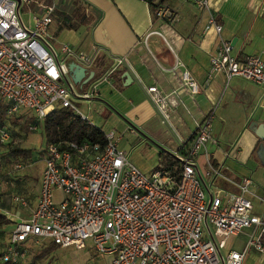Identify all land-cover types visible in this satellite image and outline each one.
I'll use <instances>...</instances> for the list:
<instances>
[{
	"label": "built area",
	"instance_id": "1",
	"mask_svg": "<svg viewBox=\"0 0 264 264\" xmlns=\"http://www.w3.org/2000/svg\"><path fill=\"white\" fill-rule=\"evenodd\" d=\"M209 1L193 0L207 10ZM20 4L0 0V104L8 116L29 111L34 119L29 131H37L57 108L93 126L76 102L91 100L95 88L78 93L67 65L57 62L45 46L53 7H46L27 28L20 19ZM156 17L177 21L176 13L167 6H160ZM210 30L220 38L222 26L212 15L205 26L206 32ZM152 34L165 40L159 32ZM61 51L68 54L69 48L63 46ZM231 51L232 46L219 39L217 50L210 56L212 71L224 72L227 81L237 77L264 89V62L253 56L237 60ZM81 60L91 61L88 56ZM116 62L128 66L125 58ZM172 71H179V85L191 96L201 93L200 85L177 59ZM143 89L162 122L172 127L174 93L165 94L155 86ZM213 116L210 112L196 124L190 143L177 136L181 153L173 156L179 168L158 169L150 176L140 172L118 149L119 138L113 132L104 133V145L84 141L45 147L35 208L27 220L9 231L0 263L23 264L29 243L38 245L48 240L59 248L82 250L89 240L94 254L106 259L104 264H242L243 253L229 250L223 254L222 250L243 230H252L246 248L264 252V219L253 213L252 198L263 208L264 199L251 191V179L230 182L236 192L212 194L198 174L195 158L204 151L205 176L225 179L207 151L208 144H216ZM9 139L8 132L1 129L0 144ZM12 200L22 207L27 205L17 196Z\"/></svg>",
	"mask_w": 264,
	"mask_h": 264
},
{
	"label": "crops",
	"instance_id": "2",
	"mask_svg": "<svg viewBox=\"0 0 264 264\" xmlns=\"http://www.w3.org/2000/svg\"><path fill=\"white\" fill-rule=\"evenodd\" d=\"M30 1L26 4L25 0H20L21 22L31 28L33 18L42 15L46 7H53L52 23L45 38L48 45L45 46L53 52L57 62L67 66L75 63L86 70L84 77L74 85L75 90L90 92L95 88L96 95L91 100L78 99L77 106L85 104L88 111L92 108L102 116L103 133L124 126L131 135H140L147 144L149 141L155 143V148L152 146L149 151L158 163V153L166 151L165 145L171 137L176 140L177 149L166 152L173 156L181 153L178 137L190 143L196 124L210 112L214 119L219 111L223 119L219 137L214 135L216 144H208L207 151L213 166L220 168L227 181L205 176L204 151L195 158L200 178H205L203 183L209 193L216 194L236 192L230 182L248 177L252 181L251 191L264 199V166L257 155L264 140L255 134L257 126H264V89L237 77L227 81L225 73L213 72L210 64V56L217 50L219 39L232 46L231 55L235 59L253 56L264 62V0H210L208 10L198 7L193 0H166L161 6L176 13L174 23L157 18L145 0ZM21 10L29 13L27 21L22 20ZM210 15L222 26L220 38L212 30L205 31ZM66 16L69 21L65 24ZM152 32L161 33L165 40ZM63 46L69 48L68 54L61 51ZM82 56H88L91 61L84 63ZM120 58H125L128 66L117 65ZM176 59L200 85V94L191 96L180 87L179 71H172ZM112 69L114 71L108 75ZM125 73L130 75V80H126ZM86 80L88 83L81 86ZM143 86H155L165 94L174 93L176 106L170 109V129L150 104ZM21 113L30 115L29 119L34 121L27 110H20L12 117ZM18 123L13 121L16 130ZM121 137H118L119 142ZM5 152L8 153V147ZM229 160L242 164V170L231 169L227 164ZM255 165L257 169L253 170ZM155 170L156 167L144 175L150 176ZM40 178L41 175L37 192ZM8 179L11 180V176ZM13 184L1 183V191L6 195L4 190L13 188ZM7 196V199L0 197V214L11 224L0 226V231L8 232L0 242L1 248L14 225L29 218L37 200L34 195L32 198L24 195L27 205L22 207ZM252 204L253 213L264 219L261 202L252 198ZM251 233L252 230H243L229 239L222 253L237 251L244 254L242 264H264V252L246 248ZM92 258L103 259L94 252ZM103 260L100 264H104Z\"/></svg>",
	"mask_w": 264,
	"mask_h": 264
},
{
	"label": "rangeland",
	"instance_id": "3",
	"mask_svg": "<svg viewBox=\"0 0 264 264\" xmlns=\"http://www.w3.org/2000/svg\"><path fill=\"white\" fill-rule=\"evenodd\" d=\"M21 13L22 20L27 21L29 19V13H26V11H22ZM78 109L85 117H88L89 120L94 123L93 125L100 129L103 128V118L102 116H98V113L94 109L91 108V111H88L85 104L78 107ZM29 117L30 115L25 113H21L18 117L8 116L4 110L0 109L1 129L8 131L11 136L8 140V143L0 145V184L14 182L13 185L17 187L14 188L13 186V188L9 187V190H4L6 195L3 191H1L0 188V197L3 199H7V195H9L10 198L17 196L19 198L23 197V199L24 195L29 196L30 198H32L34 195V199L37 197V182L43 168V151L45 149V143L42 133V124L37 131H29V126L33 124V120L29 119ZM15 120L19 121V123L16 124L17 130L15 127L13 128V126H15L13 121ZM222 121L223 119L220 117V112L216 111L215 117L211 122L212 131L216 137H219ZM166 125L169 128V125ZM113 133L115 134V138L121 137L123 135L120 139L121 141L118 144V149L126 153L129 160L139 169L140 172L143 174H148L158 165V163L155 162L154 156H152L151 152L149 151L150 148H155V143L149 141L147 144L140 135H138L140 137V140H138V136L131 135L127 131V128L124 129V126H120L119 128L113 130ZM165 146L166 148L164 149L171 153V151H175L177 149V142L173 137H171ZM7 147H16L29 150L31 151V155L29 157L20 156L13 158L5 154V149ZM227 164L231 167V169H234V171L242 170V164L240 165L239 163H233L230 160ZM17 165L20 166L19 169H16ZM255 169H257L256 165L253 170ZM240 173L242 174V172ZM10 176L12 179L14 178L16 180L13 179L12 181V179H8ZM202 179L203 181L205 180L204 177ZM26 183L27 186L24 187ZM25 189L27 192L24 191ZM7 233L8 232L4 231L0 233V242L6 238ZM48 244H50V241L48 240L40 241L38 245L29 243L27 257L23 264H30L34 258V255ZM91 256L93 257L91 242L87 240L85 241V248L82 250H76L74 247H69L66 249L59 248L53 255H49L37 261L36 264H87L88 261L100 264L103 260L93 259ZM103 263H105V259L103 260Z\"/></svg>",
	"mask_w": 264,
	"mask_h": 264
},
{
	"label": "trees",
	"instance_id": "4",
	"mask_svg": "<svg viewBox=\"0 0 264 264\" xmlns=\"http://www.w3.org/2000/svg\"><path fill=\"white\" fill-rule=\"evenodd\" d=\"M145 1L152 9L153 14H156L157 9L164 2H166V0ZM64 21L65 24L68 23L69 17H64ZM0 109L4 110L6 113V107L4 105L0 104ZM41 124L45 147L52 144L64 145L66 142L81 143L84 141H88L91 143H99L101 145L105 144L104 133L101 131L100 128L88 125L86 122L82 121L78 116L72 114L66 109H55L43 119L39 126H41ZM7 154L13 158L20 156L29 157L31 155V151L22 148L11 147L8 148ZM170 167L179 168V161L170 153L166 151H160L158 153V165L156 166V170L169 169ZM9 224H11V222L5 216L0 214V226H6ZM0 233H2V231H0ZM1 247L0 253L3 249ZM57 249H59V247L53 243L46 245L34 255V258L30 264H36L37 261L49 255H53Z\"/></svg>",
	"mask_w": 264,
	"mask_h": 264
},
{
	"label": "water",
	"instance_id": "5",
	"mask_svg": "<svg viewBox=\"0 0 264 264\" xmlns=\"http://www.w3.org/2000/svg\"><path fill=\"white\" fill-rule=\"evenodd\" d=\"M18 4L20 3V0H15ZM68 71H69V79L71 80V82L76 85L78 84V82H80V80L78 81V79L80 77H84L85 75V69L82 68L79 65H76L75 63L69 64L67 66ZM94 75V73L92 74ZM124 77L126 78V80H130L131 77L128 73L124 74ZM89 80H86L85 82H83L81 84V86H84L88 83ZM264 127V126H263ZM261 126H257L255 134L262 140H264V128ZM257 155L259 158L260 163L264 166V146L263 144L259 145L258 151H257Z\"/></svg>",
	"mask_w": 264,
	"mask_h": 264
}]
</instances>
